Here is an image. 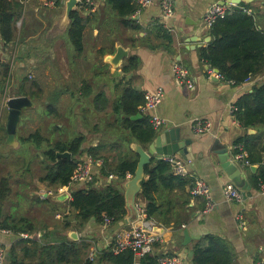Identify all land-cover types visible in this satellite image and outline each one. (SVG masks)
<instances>
[{
  "label": "crops",
  "instance_id": "0c3cea01",
  "mask_svg": "<svg viewBox=\"0 0 264 264\" xmlns=\"http://www.w3.org/2000/svg\"><path fill=\"white\" fill-rule=\"evenodd\" d=\"M9 1L17 4L19 17L11 44L5 45L0 33V184L2 178L8 176L11 189L9 198L0 200V225L6 223L12 227L26 218L38 230L33 237L0 232V243L7 254L14 250L17 264H43V247L74 243L82 249L79 263L73 261V256L58 264H86L91 254H96L92 264H111L101 258L102 252L114 243V225L106 226L91 219L79 227L73 218H56L62 212L71 216L68 204L72 196L68 202L60 203L57 214L51 212L50 205L42 204L38 197L40 190L53 189L40 180L46 173L37 179L38 190L34 194L30 192L27 174L29 166L37 159L19 154L25 149L21 139L37 131L49 143L69 144L83 137L81 162L92 160V184L95 188L105 187L117 181L114 172L108 180L101 175L105 163L115 165L121 160L139 161L132 147L141 143L129 129L130 122L150 120L152 114L143 111L145 95L163 87L165 97L156 110V115L165 120L160 130L181 128L183 138L192 140L190 160L193 162L189 169L210 185L215 208L209 214L204 213L206 202L193 198L191 178L174 179L170 187L159 183L154 195L159 212L153 218L147 219L146 202L137 199V206L145 211L139 223L148 229L154 228L160 235V242L151 257L181 256L185 264H189L188 255L194 252L196 244L214 235L224 242L234 257L233 264H260L264 259V194L261 191L264 184V113L256 125L244 128L232 109L241 98L264 87V73L252 77L242 86H235L224 82L216 69L202 61L201 51L214 42L211 29L204 24V16L219 0H176L175 12L170 18L164 16L161 0H155L142 11L133 0L137 11L126 17L113 8L111 0H93L92 9H80L83 20L88 21L83 32L82 52L76 50L68 32L53 38L49 36L55 19L63 14L64 4L49 8V0ZM248 1L250 3L245 5L253 10L257 29L264 33V0ZM167 33L171 34L170 38L166 37ZM118 43L130 56L119 69H115L107 58L115 55ZM131 58L137 62V67L127 73L124 69L129 66ZM175 63L190 72L193 89L177 80L173 72ZM32 72L37 74L39 82L28 80L29 75L35 77ZM128 89L144 96L143 105L135 113L142 118L132 119L137 115L126 114L124 103ZM18 96L29 97L35 107L42 105L45 115L34 113L32 109L35 108L23 111L17 134L19 146L13 148L7 144V101ZM198 120L210 121L211 131L196 134L193 126ZM50 124L56 127L52 128V133ZM34 127L37 130L26 134V128ZM44 128L48 131L45 132ZM240 140L251 161L250 167H243L236 160ZM90 149L94 151L90 152ZM227 156L239 167L244 181L251 188L246 196L241 186L231 181L221 168V159L227 160ZM172 176L177 178L174 173ZM132 177L128 176L125 183H120L122 189V184ZM149 177L146 174L145 181ZM185 180L189 183L184 185ZM228 186L240 191L241 202L227 197ZM21 200L27 201L31 208L23 209ZM34 210L37 213L33 217ZM240 215L244 217L246 230L240 227ZM66 224H70V229L64 228ZM54 225L63 227L56 229ZM69 230L78 232L79 241L70 242L65 233ZM187 231L190 243L184 246ZM84 244L89 246L87 251H84Z\"/></svg>",
  "mask_w": 264,
  "mask_h": 264
},
{
  "label": "trees",
  "instance_id": "16d2710c",
  "mask_svg": "<svg viewBox=\"0 0 264 264\" xmlns=\"http://www.w3.org/2000/svg\"><path fill=\"white\" fill-rule=\"evenodd\" d=\"M111 5L125 17L133 15L137 11L133 0H111ZM244 8L249 9L248 6L242 4L225 19H219L211 28L214 42L201 51L202 61L212 69L218 70L224 82L235 86H242L252 77L264 73V33L257 29L255 17L244 13ZM18 11L19 8L16 3L13 4L9 0H0V33L5 45L11 44L15 38V29L19 17ZM71 18L72 24L68 30V35L76 50L82 52L83 32L88 21L83 20L81 11L73 13ZM158 29L162 31L161 27ZM170 36L171 34H166L167 38H170ZM136 67L137 62L132 59L129 66L124 70L129 73ZM8 71L7 69L6 74H8ZM125 98L124 107L128 116H132L139 111L144 102V96L132 89L125 92ZM235 109L233 114L244 128L256 125L255 123L264 113V87L258 88L252 95L241 98L235 105ZM147 119L141 122H130V128L128 126L141 145L145 147L151 143L158 132L153 128L149 118ZM21 142L25 149L19 151V154L25 157L39 158L41 165H44L46 176L40 178L43 183H47L53 188H69L71 178L77 169L78 163L82 160L83 137L80 136L69 144L49 143V140L40 131H37L27 138L21 139ZM240 142L242 141H238V145H240ZM35 151L40 153H35ZM58 151L71 152L73 159H58ZM89 151L93 152L94 149ZM138 162L131 163L121 160L115 165L105 163L101 175L108 180L111 172H114L113 175L117 177V181L109 183L105 187L95 188L92 183H89L69 188L72 200L68 206L72 210L73 219L78 222L79 227L84 226L91 219H95L99 224L104 225L105 216L113 220V225L127 217L125 190L123 191L125 184H122V189L120 183H125L128 176L134 175ZM172 173L171 165L163 160H153L146 168V174L150 177L144 181L143 193L138 196V199L141 198L146 202L147 219L155 217L159 212L154 197L159 189V183L170 187L172 180L184 179L178 176L173 178ZM262 178L264 181V173H262ZM187 183L189 182L185 180L184 185ZM10 193V179L8 176H4L0 184V200H7ZM39 201L42 204H49L51 212L54 211L57 214L60 211L58 210V207H60L58 202L53 203L50 199H39ZM64 228L70 229V224H66ZM4 230L10 231L14 235L33 237L38 229L31 220L22 218L12 227L7 226L6 223L0 225V232ZM83 248L86 249L84 251H87L89 246L84 244ZM194 252L193 264H233L234 257L229 253L224 242L214 235H209L199 241L194 248ZM41 253V259L44 260L43 264L65 263L73 256V261L79 263L82 249L74 243H65L43 247ZM15 254L14 250L10 251V261L7 260L6 264H17ZM158 259L147 256L141 261V264H158ZM101 261L111 264H134L135 254L133 251L128 250L116 255L110 247L102 252ZM92 263L94 262L87 259L86 264Z\"/></svg>",
  "mask_w": 264,
  "mask_h": 264
},
{
  "label": "built area",
  "instance_id": "2783aa9c",
  "mask_svg": "<svg viewBox=\"0 0 264 264\" xmlns=\"http://www.w3.org/2000/svg\"><path fill=\"white\" fill-rule=\"evenodd\" d=\"M66 0H49L47 6L49 8H56L61 4H64ZM80 1V9L82 8H90L93 7V0H79ZM155 0H135L138 5L139 11L144 10L145 8L151 6ZM224 1V0H219ZM237 7L234 4H226L221 5L219 2L214 3L206 12L204 16V24L207 28L211 29L216 24L219 19H225L229 14L233 13V8ZM161 8L165 17L170 18L173 16L176 8V0H161ZM244 13L248 15H253V10L244 8ZM173 72L175 77L181 84H185L188 88L193 89L194 84L190 75V72L180 63H175ZM32 79V76H29ZM165 97V89L163 87H159L153 92H147L145 95V106L143 111L145 114H152L150 116V122L154 129L159 131L162 127H164L165 120L158 115H156V110L159 105L163 102ZM236 109H232V113H234ZM212 123L208 120H198L194 126L193 130L198 135H204L211 131ZM163 161L167 162L171 165L172 171L175 176L187 179L191 178L193 180L192 185V195L193 198L198 199L201 198L205 200L206 206L204 209L205 214L211 213L215 204L212 197V190L210 185L196 176L189 169V164L193 161L184 160L180 157L169 156L163 157ZM236 160L239 161L243 167H250L251 161L249 160L246 151L244 150L242 145H237L236 147ZM114 178V176H111ZM94 182V174H93V162L90 160L89 162H79L77 169L75 170L69 188L85 185ZM63 188H53V189H43L39 191L38 197L41 200H48L52 196H56L62 194L64 192L68 193L70 197L72 196L71 191ZM261 191L264 194V184L261 186ZM227 197L236 202L242 201V194L239 190L235 189L233 186H228L226 188ZM139 210V219L128 227L120 230L116 233L114 237V243L111 245V251L119 255L125 251L131 250L135 254V263L141 264V261L147 256H151L154 248L157 243L160 242V235L154 229H148L144 224L139 223L141 220V216L145 213L144 210L138 207ZM57 218H61V215H58ZM238 221L240 223V227L243 230L247 229L246 222L244 220L243 215L238 216ZM105 225L110 226L113 225V220L107 216H105ZM4 234H13L10 231H2ZM96 254L90 255V260H95ZM7 263V252L5 248L0 243V264ZM158 264H185V260L181 256H171L166 255L162 256L158 259ZM260 264H264V259Z\"/></svg>",
  "mask_w": 264,
  "mask_h": 264
},
{
  "label": "water",
  "instance_id": "95a60500",
  "mask_svg": "<svg viewBox=\"0 0 264 264\" xmlns=\"http://www.w3.org/2000/svg\"><path fill=\"white\" fill-rule=\"evenodd\" d=\"M221 5L234 4L242 5L249 4L248 0H224L219 1ZM75 12H80V1L79 0H66L64 3L63 14L57 17L54 21V24L49 32L51 38L59 34L67 33L71 24H72V14ZM117 52L113 56L107 58V62L110 63L113 68L119 69L125 59L129 58V52L123 47L121 43H118ZM219 74L218 70H215ZM131 76V75H130ZM1 91V89H0ZM7 107L9 110L8 122H7V144L13 148L19 146L17 141V134L19 125L22 120L23 111L25 109L34 108L35 103L27 96H18L10 98L7 101ZM142 118L140 114L133 117L132 119ZM192 145V140L188 138H183L181 133V128H173L169 130H159L156 137L148 145V148L141 144H134L133 151L139 156V162L137 169L133 177L125 184V198L127 203V209L130 211V216L124 218L120 222L116 223L112 228V233H117L120 230L128 227L139 219V210L136 204L138 196L143 193V183L146 179V168L151 164L154 159H162L163 157L175 156L177 155L184 160L192 159V150L190 146ZM180 155V156H179ZM228 157V156H227ZM58 159H73V154L69 151L67 152H57ZM221 168L229 176L231 181L236 185H240L244 195L251 188L247 182L244 181L242 173L239 167L234 164L230 158L227 160L225 158L221 159ZM70 195L66 192L50 197L51 201L58 203L68 202ZM66 233V236L72 242L79 241L78 232L69 230ZM185 243L184 246H187L190 243V236L188 231L185 233ZM10 259V256L7 254V260ZM194 252L191 251L188 255V263L193 264Z\"/></svg>",
  "mask_w": 264,
  "mask_h": 264
},
{
  "label": "rangeland",
  "instance_id": "374dc122",
  "mask_svg": "<svg viewBox=\"0 0 264 264\" xmlns=\"http://www.w3.org/2000/svg\"><path fill=\"white\" fill-rule=\"evenodd\" d=\"M35 74V77L34 75H29V76H32L33 79H27L30 81L31 80V83H33V81L35 82H39V78L37 77V74L35 72H32ZM6 103V102H5ZM35 109H32V111L36 114H41V115H45V109L42 105H39L37 104V107H34ZM55 127V125H52L50 124L49 126V129L51 131V133L53 132L52 131V128ZM56 128V127H55ZM163 128V127H162ZM30 130H27L26 128V134H29L30 132H34L35 130H37V128H29ZM44 131L47 132L48 130L46 128H44ZM55 132V131H54ZM51 133H49L50 135H52ZM35 153H40L38 151H35ZM41 160L39 158H37V161L34 160V162L29 166V173L27 174V181L28 183L31 184V189H30V192L33 191L32 193L34 194L36 192V190H38L39 187H37V179L40 178V177H43L45 175V170H44V165L42 164L41 165ZM39 194V193H38ZM22 201V204H23V209H30V204L27 202V201H24V200H21ZM36 203V199L34 200ZM37 213V210H34L33 212V217L35 216V214ZM26 215H28V213H25ZM61 215V219L64 220V218H67L68 220L69 219H72L74 217L73 214H71V216H67L66 213L64 214V212L60 213ZM57 218V217H56ZM55 218V221H58L57 219ZM60 222V220L58 221ZM64 223H62L61 225H63ZM53 227H56L57 228H62L63 226H56L54 225Z\"/></svg>",
  "mask_w": 264,
  "mask_h": 264
}]
</instances>
